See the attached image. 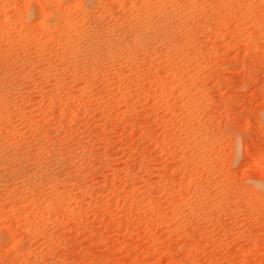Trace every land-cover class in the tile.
Returning a JSON list of instances; mask_svg holds the SVG:
<instances>
[{"label":"rangeland","instance_id":"1","mask_svg":"<svg viewBox=\"0 0 264 264\" xmlns=\"http://www.w3.org/2000/svg\"><path fill=\"white\" fill-rule=\"evenodd\" d=\"M0 264H264V0H0Z\"/></svg>","mask_w":264,"mask_h":264}]
</instances>
